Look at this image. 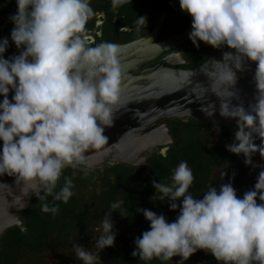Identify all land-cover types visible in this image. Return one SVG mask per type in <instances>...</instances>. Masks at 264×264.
Listing matches in <instances>:
<instances>
[{"label": "clouds", "instance_id": "9594fccd", "mask_svg": "<svg viewBox=\"0 0 264 264\" xmlns=\"http://www.w3.org/2000/svg\"><path fill=\"white\" fill-rule=\"evenodd\" d=\"M130 2L111 0L112 10ZM179 4L192 17L189 39L195 47L203 42L217 50L230 49L222 61L213 60L207 71L202 69L209 87L198 84L192 92L200 100L209 91L219 98L220 116L236 120L238 128L227 151L254 166L253 155L264 159V0ZM16 5L9 19L19 55L6 59L9 40H0V177H14L26 193L35 194L43 213L55 216L59 207L50 205L47 197L69 202L74 183L65 170L83 171L89 153L104 154L109 144L105 130L124 109L122 48L112 42L88 43L87 24L97 15L90 0H16ZM135 23L139 31L147 18L137 17ZM248 61L256 64L258 95L246 110L232 100L239 99L237 73ZM215 110L214 103L201 108L209 117ZM193 180L192 170L182 161L169 183L152 182L157 194L153 199L167 200L178 215L169 222L163 214L138 209L150 228L135 240L132 256L146 264H172L179 257L178 264H185L197 251H205L218 264H264V169L242 197L232 183H225L219 189L209 185L203 197L196 198L189 191ZM123 204V199L114 202L93 226L95 251L74 244L81 264H101L99 253L114 246L111 217L113 212L124 216Z\"/></svg>", "mask_w": 264, "mask_h": 264}, {"label": "flooded vegetation", "instance_id": "af4514ba", "mask_svg": "<svg viewBox=\"0 0 264 264\" xmlns=\"http://www.w3.org/2000/svg\"><path fill=\"white\" fill-rule=\"evenodd\" d=\"M97 15L87 24V40L92 46L112 42L121 47L138 44L139 51L152 48L176 36L191 32L192 17L181 10L179 0H131L113 11L111 0H90ZM17 11L16 0H0V40L8 38L5 58L13 57L19 50L11 41L14 25L9 17ZM137 17H146L147 25L137 31ZM228 50H217L200 43L195 47L191 40L174 46L143 64L137 73L157 65L191 70L202 65L211 56ZM172 137L155 145L138 162H106L99 167L83 171L71 168L64 175L73 179V197L68 203L47 202L59 207L58 213L41 211L40 202L33 196L29 207L22 212V227L9 229L0 239V264H81L76 258L74 244L95 251L94 225L99 224L111 205L123 199L124 216L112 213L116 240L114 246L99 253L101 264H146L139 256L133 257L135 240L149 230V222L138 209H148L163 214L169 222L176 219L177 211L170 210L167 200L153 199L156 190L153 181L169 183L173 170L180 162H187L194 175L191 194L202 198L209 185L232 183L238 197L252 189L259 172L264 169V159L259 153L252 157L253 165L244 163L226 149L234 142L236 129L215 123L203 124L194 119L169 121ZM233 173L235 174L233 178ZM63 184V179L61 180ZM179 204V201L177 202ZM174 257L172 264H178ZM150 264H167L153 260ZM185 264H218L205 251H197Z\"/></svg>", "mask_w": 264, "mask_h": 264}, {"label": "water", "instance_id": "95a60500", "mask_svg": "<svg viewBox=\"0 0 264 264\" xmlns=\"http://www.w3.org/2000/svg\"><path fill=\"white\" fill-rule=\"evenodd\" d=\"M188 40L189 35L182 34L144 52L139 51L137 43L121 47L120 61L124 69L122 98L125 106L117 113L113 126L105 130L109 144L104 154L89 153V167H99L106 162H138L155 145L172 137L169 121L173 119H194L203 124L215 123L238 130L236 120L220 116L219 98L209 91L200 100L192 92L198 84L209 87L210 81L204 71L208 70L211 61H222L223 53L230 49L211 56L202 65L191 70L160 64L137 73L143 64ZM19 52L20 50L14 56L19 55ZM255 71L256 64L248 61L245 70L237 73L236 92L239 99L232 100L234 106L242 103L247 110L255 102L258 95L254 81ZM12 95L10 92V100ZM2 100L3 97L0 96V101ZM208 103L216 105L215 114L211 117L201 111ZM33 196V192L26 193L22 186L17 185L14 177H0V239L9 229L22 227V212L29 207Z\"/></svg>", "mask_w": 264, "mask_h": 264}, {"label": "trees", "instance_id": "16d2710c", "mask_svg": "<svg viewBox=\"0 0 264 264\" xmlns=\"http://www.w3.org/2000/svg\"><path fill=\"white\" fill-rule=\"evenodd\" d=\"M255 143H256L257 145H259V144H260V140H259L258 138H256V139H255Z\"/></svg>", "mask_w": 264, "mask_h": 264}]
</instances>
